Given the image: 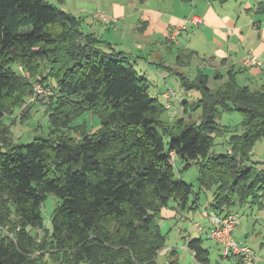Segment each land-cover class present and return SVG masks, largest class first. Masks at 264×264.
<instances>
[{"label":"trees","instance_id":"16d2710c","mask_svg":"<svg viewBox=\"0 0 264 264\" xmlns=\"http://www.w3.org/2000/svg\"><path fill=\"white\" fill-rule=\"evenodd\" d=\"M80 25L46 0H0V122L25 102L30 78L41 74L40 84L52 91L46 138L14 146L9 127L0 129V264H38L47 254L59 264H156L165 244L161 210L174 201L177 211H190L199 199L176 177L171 154L197 165L199 190L214 187L209 214L228 215L250 197L259 206L264 168L244 164L264 138V82L252 91L228 70L211 91L208 75L189 81L173 71L182 87L200 93L190 106L200 119L170 126L161 120L165 103L150 94L132 58ZM176 63L184 64L181 54ZM227 103L242 117V135L214 153L215 137L224 133L218 109ZM84 114L99 118L96 132L72 126ZM48 195L59 200L50 233L41 212ZM186 247L198 264H209L201 239Z\"/></svg>","mask_w":264,"mask_h":264},{"label":"rangeland","instance_id":"374dc122","mask_svg":"<svg viewBox=\"0 0 264 264\" xmlns=\"http://www.w3.org/2000/svg\"><path fill=\"white\" fill-rule=\"evenodd\" d=\"M49 4L56 6L59 9H62L66 13L76 17L79 22H81L80 28L84 33L87 32L89 29L87 27H95L94 24L100 25V28H108V31L111 32V35L120 34L115 33V31L110 30L113 29L114 26H110L113 23H102L98 22L93 19L94 13H102L106 16H109L113 19H119V16H115L112 12L109 11L107 8L108 3H118L119 1L123 0H46ZM253 1H251L252 3ZM123 7H127L125 3H121ZM258 17L263 16L264 12L257 13ZM246 15V13H245ZM96 21V23H92V21ZM247 23V21H246ZM245 23V24H246ZM103 25V27H102ZM109 25V27H108ZM126 25H129L127 23ZM260 29H250L248 27H245V37L247 40H250L251 43H256L259 40V34L263 32V26L264 21H261L260 23ZM118 27V26H117ZM128 27V26H127ZM103 28V30H104ZM251 30H254L252 32ZM188 33L192 31V29L189 27L187 29ZM251 32L254 34L255 38L251 39L250 34ZM131 32L128 33H122V37H115V41H119L120 43L131 41ZM190 34V33H189ZM102 35V34H101ZM109 35V34H106ZM188 37H191L189 35ZM101 38V36L99 37ZM120 39V40H119ZM186 36L182 34L179 37L180 47H183V44H185L184 41H186ZM203 40V39H202ZM210 41V39H205ZM247 44V46L245 45ZM252 44H249L247 41L242 42V44H238L234 50L235 54H241L245 52L252 53ZM124 45V44H123ZM211 46H214V44H211ZM210 44H206L203 41L196 42L193 47L198 51L197 54L194 51L193 54H186L185 51L179 50L177 51L178 47L169 48L172 49L171 53L166 52V49L164 48L161 50V56L162 59L165 62L170 63L172 66L176 65V57L178 55H182L183 63L184 65L180 67H176V72L182 74L184 77H186L189 81H194L199 73H203L205 75H213V72H211L212 67L208 65L207 61L204 60V55L207 51H210L211 49ZM122 47V46H121ZM135 53V52H134ZM139 55V54H135ZM229 55V52L227 53V57ZM145 58H148V54L145 53ZM219 62L223 60H218ZM218 62V63H219ZM141 68H146V62L138 61V64L135 65V69L137 71ZM237 67H240L239 65ZM15 70L17 72H21V69L19 67H15ZM226 70H221L220 73L223 77L226 75ZM235 73H237L238 77V83L241 86H247L252 91L260 89V84L256 82H249V80H246L247 76L245 75V71L239 72V70L235 69ZM239 72V73H238ZM141 75H144V72L139 71ZM234 73V74H235ZM26 75V74H25ZM164 76V80L162 77ZM42 78L41 74H38L37 76L30 78V86H31V93L25 98V102L12 110L11 114L6 115L3 117V119L0 122V129L4 128V125H7L9 127L10 131V138L12 140V145H26L31 143L36 138H46L49 133V123L47 119V115H45V110L50 104L52 99L43 98V99H32L33 97V86L36 83H40V80ZM146 78L149 79L151 83L150 87V94L155 96L157 93H155L156 89L159 91H165L167 89H171L174 94L175 98H173L172 101V107L168 111L166 110L163 115L161 116V120L165 122L166 124L173 126L176 124L178 119L184 118L185 120H191V122H199L200 119V110L196 109H190V106L193 105V103H196L200 99V93L196 89H186L182 87L179 76L175 73L170 72H163L160 75H151L146 74ZM221 83H219L216 79H211L209 81L208 87L211 91H215ZM258 84V85H257ZM51 91V90H50ZM52 92V91H51ZM159 94V93H158ZM158 94L156 96H158ZM51 95V94H50ZM160 103H165L163 100L159 97ZM188 103L189 108L187 109V112L185 113L183 111L182 103ZM228 108L223 109L219 108V117L217 118L218 125L224 129V133L219 134L215 137L214 145L212 151L214 153H225L227 150L231 148L229 140L231 136H241L242 135V117L239 112H237L231 103H227ZM192 108V107H191ZM191 119H190V118ZM85 124L86 129L90 133L96 132L100 128V120L97 116H91L90 114H84L81 118H79L77 121H75L72 126H79ZM226 130V133H225ZM71 135L73 136L74 133L71 130ZM79 134H77L78 136ZM164 137V143L165 146L167 145L169 138L167 136ZM249 161L244 164L247 167L251 164H256L259 169L263 168L264 166V138H261L258 140L253 148L251 149L249 153ZM188 163L184 162L182 159L176 157L174 161V172L177 178L182 179V181L186 182L192 187L193 193L198 194L199 202L198 207L196 208V211H185V212H179L176 210V204L174 201H170L167 205V207L163 208L161 211L165 212H173V218L172 219H164L165 217L158 220V226L161 234L165 237V244L164 248L159 252L157 258H156V264H166L169 259V253L172 250L176 251V258L179 261L178 264H181L184 260V256H188L186 259V264H196V262L193 259H190V255L188 252H186V240L189 239H201L202 240V247L208 251L209 253V264H230L226 259H223L221 257L220 251L216 243L211 240L208 237V234H200L197 232V229L195 228V224H199L202 228H207L208 221L204 220L201 217V213L206 211L207 214L211 212L209 205L212 201L213 193L215 192L214 187L210 188V190L202 191L199 190L198 186V167L195 163H189L190 165L187 167ZM258 199L260 205L252 202V197H250L249 202L243 204L242 206L236 205L233 208L234 215L238 219L237 221H240L242 223V228H245L248 225V229H251L253 227L254 235L260 236L264 240V195L262 193L257 192ZM59 204V200L54 195H48L46 200L43 203L41 212H42V225L43 229L47 230L49 233L51 232V215L56 207V205ZM211 216V215H209ZM252 217V218H251ZM255 218V219H254ZM257 218V219H256ZM251 219V220H250ZM246 228V229H247ZM252 230H249V234H251ZM238 233L241 235H244L240 230H238ZM239 234H237V239L241 237ZM43 237V233L40 232L37 234L36 238L38 239V242L41 241ZM236 237V236H235ZM244 237V236H243ZM248 237V236H247ZM250 248L255 253V256L257 258L258 264H263L264 260L260 257V255H264V241H261L260 243H250L248 244ZM37 251L34 253L35 256H37L39 253ZM51 255H42V257L38 260V264H59L58 262L54 263L51 260Z\"/></svg>","mask_w":264,"mask_h":264},{"label":"crops","instance_id":"0c3cea01","mask_svg":"<svg viewBox=\"0 0 264 264\" xmlns=\"http://www.w3.org/2000/svg\"><path fill=\"white\" fill-rule=\"evenodd\" d=\"M251 1L253 2L251 3ZM121 3H125L127 7H123ZM107 8L115 16L120 17L118 20L115 19V22L110 25L114 26V28L110 30L115 31V33L119 31L120 34L113 36L111 32L108 31V28H104L106 25L104 27L102 25L104 28L103 30L98 24H94L95 27H87L89 29L87 32L95 34L98 38L101 36V41L111 44L115 50L130 56L134 66L138 64V61L146 62V68H141L139 66V71L144 72V75H141L139 71L135 70L147 81H149V79L146 78L147 73L151 75H160L163 72L173 73V71H176V69L180 67L178 63L172 66L170 63L165 62L162 59L161 50L165 48L166 52L171 53L173 47H178L177 51L191 50L198 54V49L196 50L193 45L198 41H203L206 44H210V46L214 44V46H211L210 51L203 54L204 60L212 67L211 72H213V75H208L209 81L216 77L219 78L218 81L222 84L225 77L221 75L220 71H234L237 69L240 73L245 71V75L247 76L246 80H249V82H256L260 85L264 82V26L263 32L260 33L259 38H257L259 40L258 42L252 44L251 41L247 40L245 37V27L260 29V23L264 21V14L258 17L257 13L264 12V0H123L118 3H108ZM193 19L198 20L199 23L192 22ZM90 21L96 23L94 20ZM127 23H129V25H126ZM189 27L192 29V31L189 32L190 34L187 31ZM174 29H179L180 34L176 42L170 44L167 42V35ZM251 31L255 33L254 30ZM128 32L132 33L129 44L128 42L120 43L119 41H115V37L120 38L122 37V33ZM252 32L250 38L254 39L255 36ZM182 34H184L187 39L184 41L185 44H183V47H180L179 37ZM189 35H191V37H188ZM207 38L210 39V41L205 40ZM245 41L252 44V49L249 50L252 53L247 52L245 54V51L241 54H235L234 50L236 46ZM245 45L247 46V44ZM228 52L229 55L227 57ZM145 53L148 54V58H145ZM247 55H250L255 61L261 63L260 67L253 66L245 68L243 66V60ZM218 60L223 61L219 62ZM238 65L240 67H237ZM221 77H223V79ZM238 77L237 75V83ZM162 79L164 80V76ZM165 91L156 89L155 93L159 94L158 96H156V94L154 97L162 98L161 95ZM185 103L186 102L182 103L183 107ZM196 206L198 207V203ZM190 211H196V208ZM231 213L235 214L233 210ZM173 215V212L161 211V216L162 218L165 217L164 219H172ZM209 215L211 214H207L206 211L201 213V217L208 221V226L207 228H203L201 232L197 230L200 234H208L210 229ZM242 227V223L237 221L236 227L232 233L237 243L248 246L250 243L258 244L264 241L260 236L254 235L253 227L251 229L247 228L248 225L245 228ZM238 230L244 235L239 234ZM249 230H252L251 234H249ZM237 234H239L241 236L239 238H243V240L237 239ZM189 239L186 240V244ZM172 252H174V254L171 255L170 251V258L179 263L176 258V251L172 250ZM186 252L189 253L190 259L195 261L192 253L188 250ZM184 257L181 264H186L188 256ZM260 257L264 260V255H260ZM226 260L230 264H237V261L233 258ZM196 264L198 263L196 262Z\"/></svg>","mask_w":264,"mask_h":264},{"label":"built area","instance_id":"2783aa9c","mask_svg":"<svg viewBox=\"0 0 264 264\" xmlns=\"http://www.w3.org/2000/svg\"><path fill=\"white\" fill-rule=\"evenodd\" d=\"M93 19L102 23L115 22V19L106 16L102 13H94ZM192 22L199 23V21L196 19H193ZM179 34V29L172 30L167 35V42L170 44L176 42ZM260 65L261 63L255 61L250 55H247L243 60V66L245 68L253 66L260 67ZM50 94V90L42 86L40 83L34 84L32 99L47 98L48 96H50ZM161 97L164 99L165 109L169 111L172 107L171 100L175 98L174 92L171 89H167L161 95ZM171 162H174L173 154H171ZM209 222L210 229L208 231V237L216 243L223 259L233 258L235 261H237V264H258L257 258L253 250L247 245L237 243L233 238L232 233L237 224V218L233 213H230L225 216L211 215L209 216ZM195 228L199 232L203 231V228L199 224H195Z\"/></svg>","mask_w":264,"mask_h":264}]
</instances>
